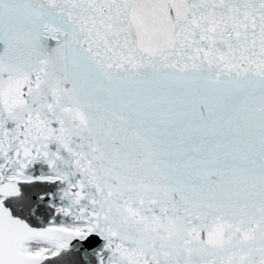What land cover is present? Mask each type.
I'll use <instances>...</instances> for the list:
<instances>
[{
	"label": "snow or ice",
	"instance_id": "6c2138e0",
	"mask_svg": "<svg viewBox=\"0 0 264 264\" xmlns=\"http://www.w3.org/2000/svg\"><path fill=\"white\" fill-rule=\"evenodd\" d=\"M0 264H264V0H0Z\"/></svg>",
	"mask_w": 264,
	"mask_h": 264
}]
</instances>
